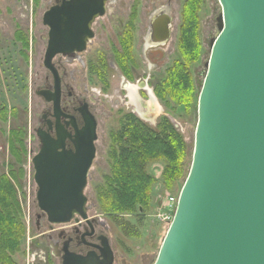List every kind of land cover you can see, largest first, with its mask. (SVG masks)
<instances>
[{"label":"water","instance_id":"obj_1","mask_svg":"<svg viewBox=\"0 0 264 264\" xmlns=\"http://www.w3.org/2000/svg\"><path fill=\"white\" fill-rule=\"evenodd\" d=\"M218 3L190 166L152 264H264V0ZM44 17L50 28L46 65L56 52L82 49L69 46L74 39L65 36L62 9ZM84 117L75 154L49 157L62 142L44 138L43 154L31 160L36 205L46 223L87 218L84 188L97 136L94 117ZM97 248L85 254L64 249L62 264H114L105 235Z\"/></svg>","mask_w":264,"mask_h":264},{"label":"rangeland","instance_id":"obj_2","mask_svg":"<svg viewBox=\"0 0 264 264\" xmlns=\"http://www.w3.org/2000/svg\"><path fill=\"white\" fill-rule=\"evenodd\" d=\"M174 3V7L170 10L172 24L169 39L165 44L149 49H143L142 35L147 29L146 15L150 9L141 8L140 10L135 40V58L138 68L134 71L136 79L131 83L136 87L138 79L144 78V80L148 79L149 87L153 88L165 76V70L180 58L177 43L182 2L179 0ZM220 13L221 7L218 0H201L198 13L199 49L196 60L189 64L193 85L192 94L188 95V98L191 99L189 105L178 104L168 98L170 106L165 109L163 102L153 93L160 106V112L157 113L155 105L150 106V99L145 98L143 101L147 106L146 113H151L146 117L136 115L152 127L156 125L161 116H166L186 144L184 176L178 181V184L173 183L171 188L164 185L162 181L164 161L156 160L148 165L147 169L155 182L152 186V203L143 211L108 213L101 208L97 201V187L104 184L105 177L110 172L111 138L109 133L118 129L121 112L133 113L134 107L125 97L127 91L123 90L122 78L116 69L113 68L109 72L110 87L108 90L100 91L99 85L89 84L87 100L97 118V139L95 141L96 155L89 170L84 193L87 197V204L90 205L88 215L97 216L106 226L101 231L107 236L113 250L114 264H152L155 260L171 220L172 202L170 198L176 197L178 194L190 166L193 134L197 119V98L206 71L205 63L209 57L208 41L218 34L216 18ZM41 14L42 10L36 4L34 9L32 0H0V108L6 107V110L0 114V177L5 176L15 188L21 222L25 229L21 250L11 255L18 264H57V259L53 257L47 239L41 235L48 230L47 223L44 222L40 227L36 225V185L27 151L25 149V152L21 154V159L17 162L16 155L10 151L8 144L12 129L17 127L27 129V133L22 138L23 144H26L27 141L29 144H35L29 138L28 130H30L32 118L31 107L38 103V99L34 97L32 89L28 86L24 88L25 84L22 83L30 80L34 69H38L41 62V53H38L37 50L39 44L36 49H32L30 52L27 64L15 53L11 40L12 32L15 29L12 19L16 17L26 20L30 16L35 17L37 18L35 29L36 27L42 28L39 21ZM109 26L112 30L116 27L114 24ZM103 33L108 35L105 30ZM136 92L138 93V87ZM12 109L15 110V115L11 113ZM15 146H19L17 142ZM13 172L17 177L14 178ZM124 225H129L132 230H126Z\"/></svg>","mask_w":264,"mask_h":264},{"label":"flooded vegetation","instance_id":"obj_3","mask_svg":"<svg viewBox=\"0 0 264 264\" xmlns=\"http://www.w3.org/2000/svg\"><path fill=\"white\" fill-rule=\"evenodd\" d=\"M177 1L179 0H32L34 9L36 4L42 10L39 17L42 28L36 27L35 29V24H37L35 17L30 16L26 20L16 17L12 19L15 29L12 32L11 40L15 53L23 59L25 64L28 63L30 52L32 49H36L37 44H39L38 53H41L38 69H34L28 82L22 83L25 84L24 88L26 86L31 88L34 97L38 99V103L31 107L32 118L30 130H28L29 138L35 144H29L28 141L24 144L32 168L31 160L33 156L36 157L42 153L44 138L62 142V145L55 148V151H52L53 148H51L47 153L49 157L76 153L74 142L77 132L86 125L84 117L86 112L95 119L97 136V118L87 100L89 84L99 85L101 91L104 88L103 76H106L108 90L110 87L109 72L113 68L119 72L122 78V88L127 91L125 97L132 103L133 113L142 117L151 113L147 114L144 111L147 106L143 101L145 98H154L153 88L149 87L148 79H138V93L136 92L137 87L131 84L136 79L134 71L138 68L135 58L138 17L141 8L150 9L146 15L147 29L142 35L143 49L165 44L171 34L170 10L174 7V2ZM184 1L181 0V8ZM52 9H62L65 14L63 18L66 22L64 25L67 32L65 36L74 39L69 42V46H82V49H69L66 53L56 52L48 62L49 65H46L45 53L50 28L44 23V14ZM111 24L116 26L114 30L110 28ZM104 30L108 35H104ZM167 33L168 37L163 40L162 37ZM129 38L131 39L130 44L128 43ZM25 39L27 40L26 46ZM81 40H85L82 45L80 44ZM128 50L133 56L134 62V64L130 62L128 64L132 79L123 73L114 59L116 55H123ZM129 89H131L139 107L131 101ZM95 92L97 93V91ZM156 103L160 109L157 101ZM24 131L26 134L27 129ZM88 178L89 172L87 180ZM36 189L37 187L35 188V199ZM89 209L90 205L87 204L86 219L75 215L66 223H47L48 230L41 235L47 239L51 253L57 259V264H62L61 255L64 249L76 254H85L90 250L98 253L97 247L101 243V237L105 235L101 229L106 226L97 216H89ZM41 214V210L36 205L35 216L38 227L45 222L42 220Z\"/></svg>","mask_w":264,"mask_h":264},{"label":"trees","instance_id":"obj_4","mask_svg":"<svg viewBox=\"0 0 264 264\" xmlns=\"http://www.w3.org/2000/svg\"><path fill=\"white\" fill-rule=\"evenodd\" d=\"M200 2L201 0L184 1L177 43L180 58L165 70V76L153 86L154 95L163 102L165 109L170 106L169 99L185 105H189L191 100L190 97L188 98L193 91L189 64L196 60L199 49ZM24 41L26 46L27 40ZM130 41L129 38V44ZM127 47L129 49L128 45ZM114 59L123 73L132 79L128 64L129 62L134 64V62L129 50L123 55H116ZM102 81L103 89L106 91L108 87L106 76H103ZM5 110L6 107L2 106L0 114ZM11 111L15 115V110ZM24 134L22 127L12 129L8 141L10 151L16 155L17 162L21 159V154L25 152L22 139ZM109 134L111 138L110 172L105 177L104 184L97 187L96 195L99 205L105 212L133 213L143 211L151 205L152 186L155 179L147 167L153 161H164L162 181L168 188H171L173 183L178 184L184 176L186 144L166 116H161L152 127L134 113L121 112L118 129ZM16 142L18 147L15 146ZM12 174L14 178L17 177L14 172ZM124 227L128 231L132 230L129 225ZM24 233L15 188L9 179L1 176L0 264H18L11 255L21 250Z\"/></svg>","mask_w":264,"mask_h":264},{"label":"bare ground","instance_id":"obj_5","mask_svg":"<svg viewBox=\"0 0 264 264\" xmlns=\"http://www.w3.org/2000/svg\"><path fill=\"white\" fill-rule=\"evenodd\" d=\"M129 97H130L131 101L134 102V103H136V105H137V102L134 100V95H133V93L131 92V89H129ZM149 105H150V106L155 105V107H156L155 111H156L157 113L160 112V109H159V107L157 106V103H156V101H155V99H154L153 97L150 98ZM137 107H139V106L137 105ZM144 111L147 112V109L144 110ZM152 119H153V118H152ZM152 119H151V120H152Z\"/></svg>","mask_w":264,"mask_h":264},{"label":"built area","instance_id":"obj_6","mask_svg":"<svg viewBox=\"0 0 264 264\" xmlns=\"http://www.w3.org/2000/svg\"><path fill=\"white\" fill-rule=\"evenodd\" d=\"M170 201L172 202V203H171V207H172V209H171V216H172V212H173V210H174L175 203H176V197H175V196L171 197V198H170Z\"/></svg>","mask_w":264,"mask_h":264}]
</instances>
